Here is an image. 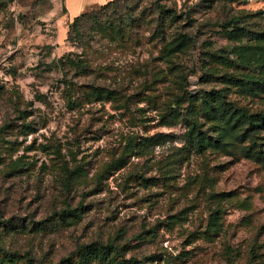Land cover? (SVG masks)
Listing matches in <instances>:
<instances>
[{
  "label": "rangeland",
  "instance_id": "374dc122",
  "mask_svg": "<svg viewBox=\"0 0 264 264\" xmlns=\"http://www.w3.org/2000/svg\"><path fill=\"white\" fill-rule=\"evenodd\" d=\"M263 64L264 0H0V264H264Z\"/></svg>",
  "mask_w": 264,
  "mask_h": 264
},
{
  "label": "crops",
  "instance_id": "0c3cea01",
  "mask_svg": "<svg viewBox=\"0 0 264 264\" xmlns=\"http://www.w3.org/2000/svg\"><path fill=\"white\" fill-rule=\"evenodd\" d=\"M113 1L115 0H61L65 10V20L70 22Z\"/></svg>",
  "mask_w": 264,
  "mask_h": 264
},
{
  "label": "trees",
  "instance_id": "16d2710c",
  "mask_svg": "<svg viewBox=\"0 0 264 264\" xmlns=\"http://www.w3.org/2000/svg\"><path fill=\"white\" fill-rule=\"evenodd\" d=\"M118 1H119V0H115V1H113V2H110V3H108L107 5L102 6L100 9H106V8L112 6V5H116V4L118 3ZM64 12H65V10H64ZM86 15H87V13L84 14V15H82V16H80V17H78V18H76V19H74V20H73L74 24L79 23L80 19H82V18L85 17ZM240 63H241L242 65H245V66H252L248 61H244L243 59H240ZM256 69L264 71V64H263V65H259V66H257ZM253 118H259V119L264 120V113H260V114H258L257 116H246V121L252 124V122H253Z\"/></svg>",
  "mask_w": 264,
  "mask_h": 264
}]
</instances>
